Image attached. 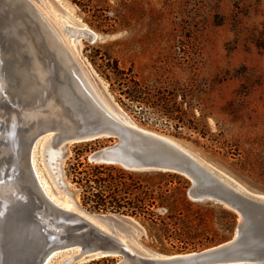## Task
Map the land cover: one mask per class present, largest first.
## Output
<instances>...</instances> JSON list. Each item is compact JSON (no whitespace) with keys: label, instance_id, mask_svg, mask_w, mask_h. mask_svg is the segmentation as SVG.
Listing matches in <instances>:
<instances>
[{"label":"rangeland","instance_id":"374dc122","mask_svg":"<svg viewBox=\"0 0 264 264\" xmlns=\"http://www.w3.org/2000/svg\"><path fill=\"white\" fill-rule=\"evenodd\" d=\"M31 1L113 114L171 139L242 192L264 198V0ZM100 57L116 60L156 91L175 92L177 103L183 109L190 107L185 119L192 123L167 122L147 109L126 111L99 74ZM51 137L52 133L41 135L35 150L43 186L73 209L71 197L60 190L66 192L65 184L86 215L124 218L126 234L117 232L137 252L165 256L198 252L233 237L237 215L211 201L190 200V181L180 174L188 181L186 198L193 206L189 219L171 220L176 213L171 199L166 204L169 211L153 209L154 218L160 219L155 223L142 216L93 209L71 183L70 168L77 160L90 163L92 152L114 141L70 145L66 155L62 151L54 155V169V162L45 157ZM136 173L134 179L145 189L156 172ZM181 183L170 187L181 189ZM70 254L64 252L50 264H62ZM120 259L90 258L79 264H115Z\"/></svg>","mask_w":264,"mask_h":264},{"label":"water","instance_id":"95a60500","mask_svg":"<svg viewBox=\"0 0 264 264\" xmlns=\"http://www.w3.org/2000/svg\"><path fill=\"white\" fill-rule=\"evenodd\" d=\"M80 32L90 36L85 30ZM43 33L55 37L31 0H17L12 9L0 1V81L5 80L12 95L34 84L31 57L24 50L27 43L48 71L50 88H40V93L61 98L71 120L70 130L57 141V156L60 151L66 155L70 145L113 140L92 152L88 161L132 172L180 174L190 181V200L222 205L237 215L238 222L229 241L198 252L169 256L131 252L116 240L120 237L117 231L126 234L124 218L89 216L75 203L84 216L103 224L105 233L44 195L30 163L34 138L22 141V127L10 124L7 131L8 125L0 119V264H50L56 255L75 250L79 253L62 264L108 257H121L115 264H264V198L242 192L171 139L143 130L120 114L114 117L97 99L82 101L72 92L67 72L44 44ZM10 100L3 102L2 109L18 113L16 100ZM6 183L15 185L14 194H3ZM63 185L64 193L74 199V192Z\"/></svg>","mask_w":264,"mask_h":264},{"label":"trees","instance_id":"16d2710c","mask_svg":"<svg viewBox=\"0 0 264 264\" xmlns=\"http://www.w3.org/2000/svg\"><path fill=\"white\" fill-rule=\"evenodd\" d=\"M100 76L107 83L116 101L126 111L133 109H147L149 114L167 122L184 124L185 120L192 123L187 117L190 107L182 108V103H177L175 92L154 90L148 85L139 82L130 69L121 68L116 60L100 57L98 65ZM146 110V111H147ZM147 111V112H148ZM136 112V111H134ZM96 142L91 141L89 143ZM88 142L84 144L86 147ZM83 152H87L85 149ZM71 183L80 189L81 200L84 204H92L95 210L119 213L130 216H142L151 222L160 220L154 218L153 209L169 208L167 200L175 205V212L170 215L176 221L181 217L189 219L192 212V203L186 198L188 181L176 173L156 172L151 173L146 188L141 182L134 179L136 172L117 168L113 165L92 164L79 160L71 165ZM126 179L130 182L127 183ZM182 188H171V184H179ZM108 206V207H107ZM178 206L180 207L179 209ZM171 208V207H170ZM182 209L185 214L182 216Z\"/></svg>","mask_w":264,"mask_h":264},{"label":"bare ground","instance_id":"6f19581e","mask_svg":"<svg viewBox=\"0 0 264 264\" xmlns=\"http://www.w3.org/2000/svg\"><path fill=\"white\" fill-rule=\"evenodd\" d=\"M3 4H7L9 8L12 9V7H16L17 0H0ZM25 8V7H24ZM29 11V10H28ZM9 13H11V10H8ZM14 23H17L16 21ZM63 30V27H62ZM55 37H51L45 33H43V41L46 47L54 54V57L61 68L64 69V71L68 74V80L71 87L72 92L80 98L82 101L93 103L94 99H97L102 103L104 108L111 113L114 117H117L115 114H113L108 107L101 101V99L98 97V95L95 93L93 88L90 86V84L84 79L82 74L78 71L76 68V64L74 60L71 57H68L64 51L65 47L61 43L60 39L57 37V35L54 33ZM25 43V48L27 53L29 54L30 58V69L32 72V78L35 81L34 84H30V87L26 89V91H19L18 95H12L7 90L10 88L5 87L6 84L5 80L0 81V119L7 124L8 126L5 128V130H9L12 128V125H18L19 127H22L21 133V140L24 142L30 141L32 138L33 142L30 148V163L33 167L34 173L37 177V182L40 185L41 191L44 193L45 196H47L55 205L58 207L71 211L75 216L82 218L86 220L88 223H90L92 226L98 228L99 230L107 233L106 228L103 224H100L98 222H95L94 220L90 219L87 216H84L80 211H78L75 208V200L73 198V209L70 205V202H66L63 204L60 202L59 199L53 196V194H50V190H47V187L43 186L41 182V173L38 169L37 165V158H36V147H37V139L46 133H52V137L50 141L48 142V148L50 151L46 153L45 157L48 158L54 164L52 166L54 169L57 167L56 157H57V141L59 140V137L61 135H64L70 130L71 127V120L68 116V113L65 109V105L61 98L57 97L54 94H46L45 96L40 93L42 90L47 87L50 88L47 76L48 71L47 69L42 65V62L37 59L36 52L28 47V44ZM64 49H63V48ZM66 50V49H65ZM40 90V91H39ZM12 99L16 100V107L18 108L19 112H9L7 109H2L3 102L6 100ZM12 124V125H10ZM55 144L56 147H53ZM54 155L56 156L54 158ZM47 161V160H46ZM53 171V170H50ZM56 173V172H55ZM53 175V174H52ZM55 175V174H54ZM57 178L56 176H54ZM54 178V180L57 183V180ZM46 185V184H45ZM58 185V184H57ZM60 187V186H59ZM3 194L5 196H8L11 192L15 191V185L11 183H6V185H3ZM60 190L64 193V191L60 188ZM11 194H14L11 193ZM10 194V195H11ZM69 196V195H68ZM70 197V196H69ZM116 240L122 244L124 247L129 249L131 252H133V249L129 247L127 242L122 239L121 237L116 238ZM79 250H75L71 252L69 256H67L65 259L74 257L77 255ZM58 255H56L57 257ZM50 258H48L49 260ZM54 259V258H53Z\"/></svg>","mask_w":264,"mask_h":264}]
</instances>
